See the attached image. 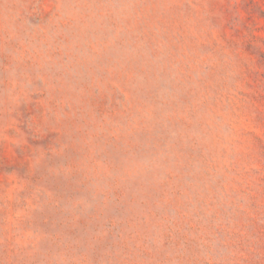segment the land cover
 Returning <instances> with one entry per match:
<instances>
[{"label":"rangeland","instance_id":"374dc122","mask_svg":"<svg viewBox=\"0 0 264 264\" xmlns=\"http://www.w3.org/2000/svg\"><path fill=\"white\" fill-rule=\"evenodd\" d=\"M0 264H264V0H0Z\"/></svg>","mask_w":264,"mask_h":264}]
</instances>
